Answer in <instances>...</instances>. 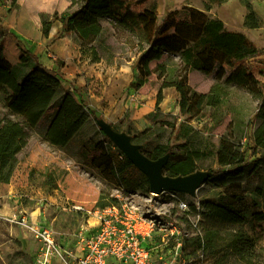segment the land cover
Instances as JSON below:
<instances>
[{"label":"rangeland","instance_id":"1","mask_svg":"<svg viewBox=\"0 0 264 264\" xmlns=\"http://www.w3.org/2000/svg\"><path fill=\"white\" fill-rule=\"evenodd\" d=\"M250 2L261 19L257 29L244 26L247 10L240 0H226L220 4H209L206 0H157L154 18L146 16V30L166 20L169 22L165 38L149 46V49L162 52V57L151 62L149 68L154 71L158 65L172 66L177 63L179 52L198 40V29L175 20L184 7H191L223 22L224 31L217 47L236 59L249 62L257 59L258 70L254 73L264 84V0ZM70 3L71 0H16L15 3L0 0L1 59L11 66L26 63L28 59L37 61L41 68L55 74L61 82V89L47 116L28 130V144L18 155L9 183H0V264H38L39 243L28 230L11 221L12 208H15L14 214L23 211L33 218L45 220L54 231L56 242L69 249L74 245L79 226L87 220L93 225V218L83 216L72 207L94 210L101 194L107 197L105 201L117 196L129 198L141 208L151 207L153 214L175 219L182 231L178 264L232 263L233 258L226 262L224 251L216 255L211 249L197 248V244L186 240L203 237L200 217L193 213L192 206L197 211L201 210L204 201L226 206L244 216L241 228L254 242L257 261L264 264V221L257 225L252 221L255 215L264 216V152L257 149L253 141L258 125V102L244 89L226 85L229 104L239 108L249 121L241 138L237 131H231L233 140L240 142L247 166L239 173L234 167H220L215 153L221 137L230 133V118L225 117L220 125H215L210 110H205L199 117L181 115L174 88L162 90V101L157 109L162 81L153 73L139 86V76L134 69L138 57L132 42L133 39L135 42L134 37L114 30L103 21L104 34L84 48L75 35L61 34L59 21L49 24L52 16L63 13ZM77 8L75 6L72 11ZM44 23L50 25L46 35L42 33ZM38 47L42 49L41 54H32L39 51ZM90 47L95 48L97 58L92 55ZM256 51L258 55L252 58ZM231 71L227 69V75ZM187 81L194 91L206 93L216 83V72L204 75L192 71ZM64 92L93 111L94 117L88 118L70 143L56 147L45 142L43 135ZM2 111L0 108V114ZM182 124L192 128L186 138L181 135ZM103 130L124 136L130 133L133 142L146 153L159 144L174 147L177 154L183 151L184 143L199 149L207 155L196 162L194 175L206 176L208 181L194 195L169 192L153 195L123 188L121 180L102 170L87 154L88 148L97 144L115 147ZM53 183L55 188L51 187ZM9 184L21 191L7 201L4 196ZM15 200L19 205H15ZM180 202L187 207L179 209ZM227 236L229 233H223V237ZM173 248V241L164 243L156 239L150 249L151 264L169 262ZM51 261V264H60L58 258Z\"/></svg>","mask_w":264,"mask_h":264},{"label":"trees","instance_id":"2","mask_svg":"<svg viewBox=\"0 0 264 264\" xmlns=\"http://www.w3.org/2000/svg\"><path fill=\"white\" fill-rule=\"evenodd\" d=\"M15 1L12 0V3ZM206 1L209 4H220L226 0ZM240 2L247 10L244 26L248 29L259 28L261 19L250 0ZM75 6L78 8L72 11ZM156 10L157 0H71L69 7L60 15L55 13L49 24L59 21L62 26L61 34L75 35L79 45L84 48L97 42L104 34L103 21L114 30L126 32L134 37L135 42L134 39L132 42L138 54L134 69L139 76V86L153 73L162 81L158 89L157 109L162 101V90L174 88L178 95L177 106L181 115L199 117L205 110H210L215 125H220L225 117L230 118V133L221 137L215 156L220 167H234L239 173L247 164L240 142L233 140L232 132L237 131L241 138L249 121H246V115H243L239 108L229 104L230 95L226 85L244 89L258 102V125L253 141L255 147L264 152V84L254 73V70H258L257 59L249 62L229 56L216 45L224 31L223 22L209 18L194 8L184 7L175 16L176 22L198 29L200 36L191 46L179 52L177 63L170 67L158 65L156 70L152 71L149 64L159 60L162 52L149 49V46L165 38V28L169 22L166 20L161 25H153L150 30H146V16L153 19ZM49 24L43 25L44 35L50 29ZM90 48L94 58H97L95 48ZM257 55L256 51L252 58ZM229 68L232 71L227 75ZM192 71L204 75L216 72V83L206 93L196 92L187 81L188 74ZM60 89L61 82L56 75L41 68L37 61L28 59L26 63L11 66L0 57V108L3 110L0 114V183H9L18 155L28 144V130L35 128L47 116ZM53 112L43 140L56 147H64L70 143L81 132L88 118L94 117L93 111L86 109L68 92L63 93ZM180 130L182 137L186 138L192 128L182 124ZM128 136L133 144L138 145L133 142L134 137L130 133ZM182 146L184 149L180 154L174 153V147L160 144L150 153L141 148L140 150L151 161L168 156L163 174L175 178L194 174L197 170L196 162L207 155L185 143ZM87 154L102 170L109 171L112 176L121 180L123 188L149 193L146 176L116 147L112 149L97 144L88 148ZM207 181L208 178L204 180L203 185ZM51 187L55 188V184ZM106 198L101 194L96 208H105L118 201L116 198L105 201ZM200 208L201 210L197 211L196 207L192 206L193 213L200 217L199 226L203 237L186 239L187 242H194L197 248H209L216 255L224 251L226 262L233 258L230 264H260L256 259L254 242L241 228L245 222L242 214L226 206L205 201L201 203ZM252 221L257 225L264 221V216L255 215ZM223 233H229V236L223 237Z\"/></svg>","mask_w":264,"mask_h":264},{"label":"built area","instance_id":"3","mask_svg":"<svg viewBox=\"0 0 264 264\" xmlns=\"http://www.w3.org/2000/svg\"><path fill=\"white\" fill-rule=\"evenodd\" d=\"M116 204L86 210L72 207L88 220L76 231L73 247L66 249L57 243L54 231L43 219L33 218L23 211L10 217L11 221L28 230L39 243L38 264H151L150 249L156 239L174 242L172 259L164 264H178L182 248V231L173 218L151 213V207L141 208L129 198L117 196ZM180 202L179 209H185Z\"/></svg>","mask_w":264,"mask_h":264},{"label":"water","instance_id":"4","mask_svg":"<svg viewBox=\"0 0 264 264\" xmlns=\"http://www.w3.org/2000/svg\"><path fill=\"white\" fill-rule=\"evenodd\" d=\"M114 146L119 149L127 159L146 176L149 183V193L161 195L164 193H177L194 195L204 183L206 176H195L171 178L163 174V168L168 162V156L151 161L141 153L140 147L132 143L129 136L120 135L114 131H105Z\"/></svg>","mask_w":264,"mask_h":264},{"label":"crops","instance_id":"5","mask_svg":"<svg viewBox=\"0 0 264 264\" xmlns=\"http://www.w3.org/2000/svg\"><path fill=\"white\" fill-rule=\"evenodd\" d=\"M8 28H9V29L11 28L10 23H8ZM38 50H39V51L33 52L32 54H34V55H39V54H41L42 49H41L40 47H38ZM18 191H21V189H20V188L18 189V187H16L15 185L9 184L8 192L5 194L4 198H6L7 201H9L10 198L14 197L13 195H17ZM15 201H17V202L15 203V205H19V204H18V200H15ZM15 205H14V206H15ZM20 205H21V204H20ZM13 209H15V208H12V214H11L12 216L14 215V212H15V211L13 212ZM11 215H10V216H11ZM92 223L94 224V222H92Z\"/></svg>","mask_w":264,"mask_h":264},{"label":"bare ground","instance_id":"6","mask_svg":"<svg viewBox=\"0 0 264 264\" xmlns=\"http://www.w3.org/2000/svg\"><path fill=\"white\" fill-rule=\"evenodd\" d=\"M126 77V75H124V78Z\"/></svg>","mask_w":264,"mask_h":264}]
</instances>
